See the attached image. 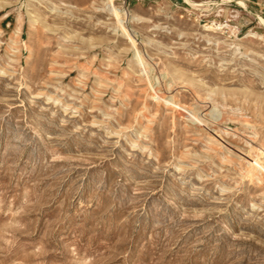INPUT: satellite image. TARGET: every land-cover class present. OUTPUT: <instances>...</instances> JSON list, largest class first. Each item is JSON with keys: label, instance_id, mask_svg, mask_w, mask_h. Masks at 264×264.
Listing matches in <instances>:
<instances>
[{"label": "rangeland", "instance_id": "1", "mask_svg": "<svg viewBox=\"0 0 264 264\" xmlns=\"http://www.w3.org/2000/svg\"><path fill=\"white\" fill-rule=\"evenodd\" d=\"M108 2L0 0V264H264V0Z\"/></svg>", "mask_w": 264, "mask_h": 264}, {"label": "bare ground", "instance_id": "2", "mask_svg": "<svg viewBox=\"0 0 264 264\" xmlns=\"http://www.w3.org/2000/svg\"><path fill=\"white\" fill-rule=\"evenodd\" d=\"M110 2V3H109ZM109 2H108V4H111L112 6H113V8H111L112 10H113V13L115 14V15H117L118 17L120 16V12H119V10L115 7V5H114V0H109ZM111 6V7H112ZM135 18V17H134ZM260 23L261 24H264V18L263 17H260ZM214 28L211 26V25H209L208 26V28L206 29L207 31H211V30H213ZM124 33H126V35L128 36V38H130V40H131V46H132V44H133V47H136V42H135V39L133 38V37H131L127 32H124ZM129 40V39H128ZM134 50V49H133ZM135 51V50H134ZM135 52H137V56L136 55H134V56H136V58L138 57V59L140 60L138 63L139 64H141L142 63V61H143V59H142V57H141V55L139 54V51H135ZM135 61H138V60H135ZM141 62V63H140ZM144 62V61H143ZM144 64V63H143ZM146 64V63H145ZM145 64H144V67H145V69L147 68L148 69V66H145ZM149 70V69H148ZM147 70V72H151V71H148ZM149 74V73H148ZM170 84V83H169ZM149 85V84H148ZM150 86L151 87H153V85H151L150 84ZM149 86V87H150ZM151 90H153L152 88H151ZM174 103V102H173ZM177 106V105H176ZM178 108L179 109H181V110H186V108H185V106H183V104H178ZM187 111V110H186ZM189 111H191L192 113H193V115L195 116L194 118H196L197 116H198V112H196V111H193V110H190L189 109ZM201 118V117H200ZM203 122V124H204V121H202ZM207 123V122H206ZM205 123V124H206ZM216 128V127H215ZM215 135H216V133H215ZM217 136V135H216ZM220 136V135H219ZM258 159V158H257ZM260 159V158H259ZM256 160V159H255ZM257 161V160H256ZM255 161V162H256ZM261 161V160H260ZM251 163V162H250ZM253 163H254V161H253ZM257 165V164H256ZM261 165H262V162H261ZM264 165V164H263ZM257 167V166H256Z\"/></svg>", "mask_w": 264, "mask_h": 264}]
</instances>
